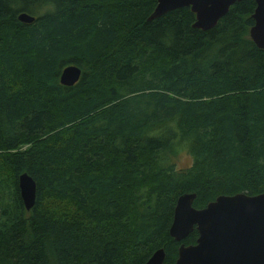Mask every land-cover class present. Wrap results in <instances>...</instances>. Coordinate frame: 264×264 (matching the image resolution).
<instances>
[{
  "label": "trees",
  "instance_id": "16d2710c",
  "mask_svg": "<svg viewBox=\"0 0 264 264\" xmlns=\"http://www.w3.org/2000/svg\"><path fill=\"white\" fill-rule=\"evenodd\" d=\"M157 1L0 0V264H175L198 237L169 236L179 196L264 193L255 0L207 31L189 8L148 21Z\"/></svg>",
  "mask_w": 264,
  "mask_h": 264
},
{
  "label": "water",
  "instance_id": "95a60500",
  "mask_svg": "<svg viewBox=\"0 0 264 264\" xmlns=\"http://www.w3.org/2000/svg\"><path fill=\"white\" fill-rule=\"evenodd\" d=\"M240 1L158 0L148 21L177 9L189 8L195 15L192 27L207 31ZM255 3L249 38L264 50V0H255ZM18 20L32 23L34 17L21 13ZM80 76V69L68 66L62 70L59 80L62 85L72 86ZM18 181L20 198L25 209L30 210L36 200L35 182L26 173H22ZM195 197V194H183L176 201L169 236L181 242L195 230L198 237L193 245L179 246L175 264H264V193L219 196L202 209L193 207ZM164 258L163 249H159L145 264H163Z\"/></svg>",
  "mask_w": 264,
  "mask_h": 264
},
{
  "label": "rangeland",
  "instance_id": "374dc122",
  "mask_svg": "<svg viewBox=\"0 0 264 264\" xmlns=\"http://www.w3.org/2000/svg\"><path fill=\"white\" fill-rule=\"evenodd\" d=\"M191 163H192L191 158L188 155H184L180 159L175 161L176 170L186 169L191 166Z\"/></svg>",
  "mask_w": 264,
  "mask_h": 264
},
{
  "label": "bare ground",
  "instance_id": "6f19581e",
  "mask_svg": "<svg viewBox=\"0 0 264 264\" xmlns=\"http://www.w3.org/2000/svg\"><path fill=\"white\" fill-rule=\"evenodd\" d=\"M19 178V177H18ZM18 183H19V181H18Z\"/></svg>",
  "mask_w": 264,
  "mask_h": 264
}]
</instances>
